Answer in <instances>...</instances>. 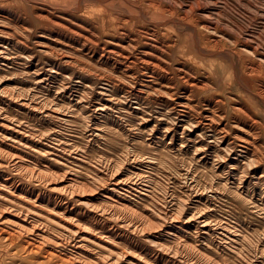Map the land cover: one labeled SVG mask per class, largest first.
Instances as JSON below:
<instances>
[{
  "label": "rangeland",
  "instance_id": "rangeland-1",
  "mask_svg": "<svg viewBox=\"0 0 264 264\" xmlns=\"http://www.w3.org/2000/svg\"><path fill=\"white\" fill-rule=\"evenodd\" d=\"M263 91L264 0H0V176L35 195L0 182V209L48 241L0 236V264H264V198L183 134L213 111L239 146L249 123L228 114L250 106L264 126Z\"/></svg>",
  "mask_w": 264,
  "mask_h": 264
},
{
  "label": "bare ground",
  "instance_id": "bare-ground-1",
  "mask_svg": "<svg viewBox=\"0 0 264 264\" xmlns=\"http://www.w3.org/2000/svg\"><path fill=\"white\" fill-rule=\"evenodd\" d=\"M107 2V1H106ZM79 4V3H78ZM83 8V7H82ZM79 10V9H78ZM5 12V11H4ZM48 14V13H47ZM51 17V16H50ZM157 25V24H156ZM159 25V24H158ZM26 27V26H25ZM27 29V28H26ZM28 30V29H27ZM29 31V30H28ZM87 37V36H86ZM5 47V46H4ZM198 48V47H197ZM26 51V50H25ZM162 52V51H161ZM200 52V51H199ZM24 53V52H23ZM7 54V53H6ZM25 54V53H24ZM28 54V53H26ZM32 54V53H31ZM127 56V55H126ZM26 58V57H25ZM30 58V56H29ZM161 58V57H160ZM31 62V61H30ZM28 63V62H27ZM131 64V63H130ZM133 64V63H132ZM29 65V64H28ZM38 67V66H37ZM163 67V66H162ZM66 71V70H65ZM55 73V72H54ZM34 77L36 76L39 80L40 83H45V79L43 78V75L41 74V71H35L33 73ZM184 76V75H183ZM72 77V76H71ZM185 78V77H184ZM65 79V78H64ZM134 79V78H133ZM48 80V79H47ZM133 81V80H132ZM132 83V82H131ZM165 83V82H164ZM179 83H181V80H179ZM186 83H188L186 81ZM66 84V83H65ZM136 85V84H135ZM170 84L167 83V86H169ZM188 86L191 89H194V87L196 85H189ZM134 87V85H133ZM170 87V86H169ZM169 87H167V89H169ZM204 89H207V86H203ZM87 89V88H86ZM110 92V91H109ZM264 92V91H263ZM190 93V92H189ZM173 94V93H172ZM171 94V95H172ZM188 95V94H187ZM253 95L256 96L255 93H253ZM258 97L261 98V100L264 101V99H262V97L257 94ZM183 97V96H182ZM188 97V96H187ZM161 98V97H160ZM169 98V97H168ZM171 98V97H170ZM173 98V97H172ZM189 98V97H188ZM175 99V98H174ZM183 99V98H182ZM85 100V99H84ZM112 101V100H111ZM262 101V102H263ZM180 102V101H179ZM189 102H190V98H189ZM188 103V102H187ZM178 104V103H177ZM219 104V102L215 103L214 105L217 106ZM169 105V104H168ZM180 105V104H179ZM220 105V104H219ZM106 106V105H105ZM103 106V107H105ZM178 106V105H177ZM102 107V106H101ZM214 107V106H213ZM177 108V107H175ZM215 108V107H214ZM213 108V109H214ZM235 108V107H234ZM96 109V108H95ZM168 109V108H167ZM174 109V108H173ZM212 109V110H213ZM99 110V109H98ZM170 110V109H169ZM200 110V109H199ZM216 110L218 111V109L216 108ZM52 111V110H51ZM85 111V110H84ZM105 111V110H104ZM55 112V111H54ZM174 111H170L171 114H173V116L175 117V121H178L180 119V115L178 116L177 113H173ZM220 112V110H219ZM169 113V114H170ZM218 113V112H217ZM223 114V113H222ZM89 115V114H88ZM225 115V114H224ZM229 116L232 117L233 120H235V124H238L239 121L244 120V121H248L249 126L247 129V132H245L244 134H246L247 137H249V139H239V142L241 143L239 146L235 145L234 142L231 141V137L229 138L227 133V125L223 124L221 118L219 115H217L215 112L210 111L206 113V118H208L204 124H202L200 121H196L193 122L190 126L189 129H183V134H186L189 131H196V130H200L201 133H199L196 138H195V147H196V157L194 159H198V163L201 164H206L209 161L210 158V152H213V150H217L219 153V156H217L216 158L213 157L214 160V168L219 172V173H223V175L225 176V182L226 183H230L234 186L237 187V190L239 192V194H244L246 192L251 193L252 198H254L255 200L257 199V197H260V201L262 202L263 198H264V194L260 195L259 193H257V189L258 187H262L264 189V168H263V172L259 175L258 174V167H264V146L260 145L257 148L255 146H257V141L259 140V138H263L264 139V126L260 123H258L255 119L256 117L255 112L253 110L252 107L250 106H242L241 108H237V109H233L231 110V112H229L228 114ZM185 116V115H184ZM204 116V115H203ZM223 117V115H221ZM226 116V115H225ZM224 116V117H225ZM184 118V117H181ZM193 118V117H192ZM90 119V118H89ZM173 120V119H172ZM187 120V119H186ZM88 121V120H87ZM144 121V120H143ZM204 121V120H203ZM174 122V121H173ZM243 122V121H242ZM3 123V122H2ZM0 123V127L7 129V125L6 124H2ZM175 124V123H174ZM174 126V125H173ZM179 127V126H178ZM179 129L177 127H175L174 129L168 128L166 131L165 136L169 137L171 136V142L170 145H173V143H176L177 141V134L176 132ZM198 132V131H197ZM207 135V139L206 141H211L208 143H205L206 141L202 140V138L206 137ZM184 137V136H183ZM182 137V138H183ZM184 139V138H183ZM186 139V138H185ZM234 140V139H233ZM253 141L252 143H250V141ZM235 141V140H234ZM186 143V142H185ZM176 145V144H175ZM252 146L254 148L255 151H252L249 147ZM167 147V146H166ZM168 148V147H167ZM173 148V146H172ZM180 153H183V149L181 148V150H179ZM216 151V152H217ZM198 155H202V157H199ZM213 155V154H212ZM1 156V155H0ZM8 156V155H7ZM6 157V156H5ZM8 157H6L7 160ZM239 158H241L240 160L243 161L241 162V164L243 163V166L241 164H239ZM212 159V158H211ZM212 159V160H213ZM21 159L16 158V157H10L8 160V165L10 163V165H14V167H22V161H20ZM23 160V159H22ZM1 163V162H0ZM197 163V164H198ZM2 164V163H1ZM0 164V167H2V165ZM27 164V163H26ZM208 165V164H206ZM213 165V164H212ZM202 166V165H201ZM205 167V166H204ZM212 168V169H214ZM31 170V169H29ZM215 170V171H216ZM214 171V170H213ZM214 171V172H215ZM32 172V170H31ZM33 173V172H32ZM39 173V172H38ZM225 173V174H224ZM216 174V173H215ZM35 175V174H34ZM214 175V174H213ZM10 177V176H9ZM33 177V176H32ZM47 177V176H46ZM11 178V177H10ZM10 178H3L0 176V182L3 183L4 187L8 186V190L11 189L14 190L15 193H19L21 194L20 197H22V195H26L27 197H34L35 195L33 191L31 190H26L22 185H19L15 182L14 179H10ZM28 178V177H27ZM114 178V177H113ZM68 179V178H67ZM71 179V178H70ZM64 180V179H63ZM224 180V179H223ZM62 181V180H61ZM73 181V180H72ZM119 181V180H118ZM116 182L117 185H121V182ZM43 182V181H42ZM54 183V182H53ZM59 183V182H58ZM74 183V182H73ZM102 183V182H101ZM115 183V184H116ZM124 183V182H123ZM225 183V184H226ZM55 184V183H54ZM57 184V183H56ZM1 185V184H0ZM68 185V184H67ZM72 185V184H71ZM116 185V186H117ZM2 186V185H1ZM25 186V185H24ZM66 186V185H65ZM113 186V185H112ZM115 186V185H114ZM230 186V185H229ZM26 187V186H25ZM31 187V186H30ZM49 187V186H48ZM74 186H72L73 188ZM78 187V186H77ZM82 186H80L79 188L81 189ZM86 187V186H85ZM84 185L82 188H85ZM119 187V186H118ZM28 188V187H27ZM34 188V187H33ZM64 188V187H63ZM66 188V187H65ZM69 188V186H68ZM68 188H66V190H68ZM75 188V187H74ZM78 188V189H79ZM94 188V186H93ZM122 188V187H121ZM55 189V188H54ZM61 189V188H60ZM7 190V191H8ZM56 190V189H55ZM62 190V189H61ZM71 191V187L69 189ZM74 190V189H73ZM113 190V189H112ZM63 191V190H62ZM76 191V190H75ZM74 191V192H75ZM115 191V190H113ZM53 192V189L52 191ZM57 192V191H56ZM54 191V193H56ZM65 192V191H64ZM69 193V191H66ZM73 192V191H72ZM78 192V190H77ZM62 193V192H61ZM76 193V192H75ZM75 193H72L73 196ZM79 193V192H78ZM77 193V194H78ZM3 194V193H2ZM60 194V193H59ZM67 194V193H66ZM238 194V196H239ZM259 194V195H258ZM76 195V194H75ZM248 195V194H247ZM246 195V196H247ZM42 194L39 192V194L36 195V199H42L41 198ZM65 196V195H64ZM69 196V195H68ZM71 196V195H70ZM54 197V196H53ZM50 198V197H49ZM52 198V197H51ZM57 198V195H56ZM61 198V196H60ZM8 199V198H6ZM27 199V198H26ZM31 199V198H30ZM63 199L66 200V198L63 197ZM68 199V198H67ZM71 199V198H70ZM32 200V199H31ZM36 200V201H37ZM55 200V199H54ZM62 200V199H61ZM62 202V201H61ZM60 202V203H61ZM65 202V201H64ZM79 202V201H78ZM107 202V201H106ZM48 203V202H47ZM67 204V203H66ZM5 207V206H4ZM57 207V206H56ZM12 210V209H10ZM10 210L6 211V210H2L0 209V236L3 237L5 240L9 241L11 240L12 243L18 238H21L22 234H28L29 236H31V239L25 240L26 242H28V246L30 248H32L31 250H42L43 247H45V245L47 244L46 240H44L43 238V232L40 229V227L35 226L34 223H32L24 214H22L24 211H22L21 213H14L13 211L10 212ZM22 210V209H21ZM68 211V210H67ZM17 212V211H16ZM106 212V211H105ZM110 212V211H109ZM27 213V212H26ZM25 213V214H26ZM170 213V212H169ZM22 214V215H21ZM101 214V213H100ZM24 215V216H23ZM29 216V215H28ZM34 219V218H33ZM33 221V220H32ZM123 221V220H122ZM69 224V223H68ZM40 225V224H39ZM42 225V224H41ZM44 226V225H43ZM45 228V227H44ZM80 229V228H79ZM45 231V230H44ZM73 231V230H72ZM75 231V230H74ZM81 231V230H80ZM82 232V231H81ZM78 232H75V234ZM45 235V234H44ZM46 236V235H45ZM78 236V235H76ZM20 237V238H19ZM80 237V236H79ZM47 238V236H46ZM17 239V240H18ZM22 239V238H21ZM50 240H52L50 238ZM60 239H58L59 241ZM62 240V239H61ZM83 239H81L82 241ZM57 241V242H58ZM63 241V240H62ZM48 242V241H47ZM54 242V240H53ZM52 242V243H53ZM49 243H51V241H49ZM60 243V242H59ZM14 244V243H13ZM16 244V243H15ZM55 245L57 243H54ZM48 245V244H47ZM54 245V246H55ZM61 245V243H60ZM12 247V246H11ZM57 248H58V244H57ZM22 249V248H21ZM50 249V248H49ZM27 250V249H26ZM25 251V250H24ZM51 251V249H50ZM28 252V251H27ZM33 251H31L32 253ZM55 252V251H54ZM38 253V251H37ZM40 253V251H39ZM49 253V252H48ZM52 253V252H50ZM49 253V254H50ZM34 254V253H33ZM48 254V255H49ZM57 254V253H56ZM55 254V255H56ZM80 254V253H79ZM35 255V254H34ZM47 255V256H48ZM52 255V254H51ZM53 256V255H52ZM51 256V257H52ZM50 257V256H49ZM60 257V256H59ZM61 258V257H60ZM64 258V257H63ZM64 260V259H63ZM67 260V258L65 259ZM67 262H69L67 260Z\"/></svg>",
  "mask_w": 264,
  "mask_h": 264
}]
</instances>
